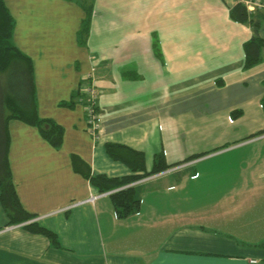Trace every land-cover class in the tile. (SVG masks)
<instances>
[{"label":"crops","instance_id":"0c3cea01","mask_svg":"<svg viewBox=\"0 0 264 264\" xmlns=\"http://www.w3.org/2000/svg\"><path fill=\"white\" fill-rule=\"evenodd\" d=\"M240 1L247 0H95L82 45L85 12L77 3L5 0L15 43L33 60L40 116L63 126L64 136L55 148L36 126L10 120L18 195L61 248L8 225L0 201V264H264V204L252 194L264 190V170L252 161L261 155L264 115L253 96L231 98L226 89L235 79L248 88L264 70V48L260 61L244 67L253 27L231 18ZM103 10L111 18L99 22ZM260 79L264 109V72ZM90 85L99 93L98 139L84 103ZM108 142L143 151L147 171L160 152L173 165L133 184L141 208L125 218L110 193L73 167L77 155L95 175L130 174L108 155ZM199 205L206 209L196 211ZM200 215L211 221L191 220Z\"/></svg>","mask_w":264,"mask_h":264},{"label":"trees","instance_id":"16d2710c","mask_svg":"<svg viewBox=\"0 0 264 264\" xmlns=\"http://www.w3.org/2000/svg\"><path fill=\"white\" fill-rule=\"evenodd\" d=\"M70 1L77 3L85 12V18L78 32L79 43L85 45L90 36L95 0ZM258 11L260 10L249 11L245 2L241 1L230 9L233 20L251 23L253 27L252 37L244 43L245 68L252 67L262 58L264 38L260 30L264 13H258ZM15 26L16 20L5 0H0V201L9 218L8 225H23L32 233L45 235L53 247L61 248L57 233L41 225L35 220L36 214L24 207L13 181L9 160L10 120L19 119L36 126L42 136L55 148L62 146L64 136L63 126L53 119L40 116L33 60L16 45ZM154 51L157 56H161L157 40ZM84 99L86 103V98ZM68 105L72 107L73 103L69 102ZM262 133L264 131L258 135ZM105 147L112 159L121 161L130 168V174L122 177L95 175L88 163L77 155H73L74 170L88 179L99 193L110 192L109 196L120 218L136 214L141 208L142 191L133 184L145 177L161 173L173 165L168 164L164 152H160L154 157L152 170L147 171L143 151L115 142H108ZM261 245L264 246V243Z\"/></svg>","mask_w":264,"mask_h":264},{"label":"rangeland","instance_id":"374dc122","mask_svg":"<svg viewBox=\"0 0 264 264\" xmlns=\"http://www.w3.org/2000/svg\"><path fill=\"white\" fill-rule=\"evenodd\" d=\"M101 11H99V13L97 15V17H98L97 20L99 22L102 19H105V20L109 21L111 16L110 15H106V14L104 15V10H103V12H101ZM262 64H264V63L262 62ZM263 72H264V70H257L256 71V74L254 76H256L257 78L256 79L253 78L252 80H250V85L248 86V88H246V87L241 85L240 79H235L234 82H230L229 83V85H228V87L226 89H230V97L231 98H234V97H237V96H253L254 100L256 99L255 100L256 102L253 105L254 109L255 110L258 109V111L261 112V113L263 112V115H264V109H262V107L260 105L261 104L260 103V99L258 101V93H259L260 88L263 86V80L260 79L261 75L263 74ZM214 133H216V132H214ZM259 148H261V150L259 151L261 155H259L258 158H255L252 161L255 162L254 163V168L255 169L258 167L257 169L264 170V142L262 144H260V146H257L255 149H259ZM257 162H261L260 165ZM246 164H247L246 161H242V162H240V164L237 165V167L239 165L243 167ZM249 193H250V191L248 192V194ZM252 194H253L254 198H257L259 200L260 204H264V190H260V191L255 190V191H252ZM204 209H206L205 205H199V206L195 207V210L198 211V212H202V211H204ZM191 220L193 222H202V223H204V222H210L211 218H208L206 216L200 215L199 218L191 219Z\"/></svg>","mask_w":264,"mask_h":264},{"label":"built area","instance_id":"2783aa9c","mask_svg":"<svg viewBox=\"0 0 264 264\" xmlns=\"http://www.w3.org/2000/svg\"><path fill=\"white\" fill-rule=\"evenodd\" d=\"M245 4L247 5L249 11L251 12H254L259 9L264 10V3L260 1L247 0L245 1ZM85 93H86L85 109L87 113L88 128L92 136L95 139H98V133L100 130V122H101V116L98 110L99 93L96 87L93 85L88 86L85 90ZM107 193H110V192H107ZM107 193H102V194H107ZM99 196L100 195L93 196L92 200L94 201Z\"/></svg>","mask_w":264,"mask_h":264}]
</instances>
